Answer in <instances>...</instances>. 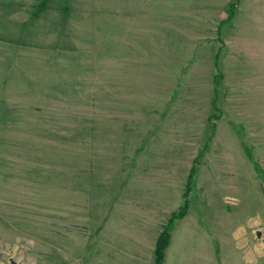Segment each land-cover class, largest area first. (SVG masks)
Segmentation results:
<instances>
[{
	"label": "rangeland",
	"instance_id": "obj_1",
	"mask_svg": "<svg viewBox=\"0 0 264 264\" xmlns=\"http://www.w3.org/2000/svg\"><path fill=\"white\" fill-rule=\"evenodd\" d=\"M226 2L0 0V264H152L184 203L213 264H264V48L224 40L264 33Z\"/></svg>",
	"mask_w": 264,
	"mask_h": 264
},
{
	"label": "crops",
	"instance_id": "obj_2",
	"mask_svg": "<svg viewBox=\"0 0 264 264\" xmlns=\"http://www.w3.org/2000/svg\"><path fill=\"white\" fill-rule=\"evenodd\" d=\"M232 0H227L225 6L220 12L219 20H222L226 14L227 6L232 3ZM224 27L230 28H238L244 27V29L250 28L251 30H257L260 33H264V0H238V6L235 12L233 19L226 25H223L221 29ZM240 39V40H239ZM236 38H226L224 37L225 43L230 44L232 49H239L240 47H256L258 49L264 48V39L262 41L258 40V42L254 45V43H248V40L244 37ZM242 40V41H241ZM252 41V39H251ZM264 50V49H262ZM264 52V51H262ZM258 80L259 84L256 86L257 96H260L262 106H264V66H260L258 70ZM224 85V84H223ZM235 85V84H234ZM237 86V85H236ZM224 87V86H223ZM235 87V86H234ZM225 89V87H224ZM232 91V103L231 107H236V103H238V87L233 88ZM255 89L243 87L240 93H245V97L251 96ZM234 93V94H233ZM251 93V94H249ZM240 97V96H239ZM250 99V98H249ZM237 108V107H236ZM187 216V215H186ZM184 216L182 219L177 220L171 230L170 240L167 248L164 251V257L162 264H213V254H212V246L207 238L206 232L202 231L199 225H185L181 227V222L186 217ZM156 232L154 235V242L151 246V252L154 253L155 242L157 236L159 234L160 229L156 228ZM244 228H239L236 232V238H239L240 243L239 246L245 245L243 242V232ZM199 232L197 235L200 236L201 241L195 242L193 239H196L197 236L194 234ZM248 250V249H247ZM251 250V249H250ZM258 246H255L254 252L257 253ZM208 259V263L204 261ZM154 264V259L153 263Z\"/></svg>",
	"mask_w": 264,
	"mask_h": 264
},
{
	"label": "trees",
	"instance_id": "obj_3",
	"mask_svg": "<svg viewBox=\"0 0 264 264\" xmlns=\"http://www.w3.org/2000/svg\"><path fill=\"white\" fill-rule=\"evenodd\" d=\"M237 8V1L231 3L228 5L227 11H226V18L221 21L220 25L228 23L234 15V11ZM206 147L198 154V156L194 159V162L192 164V167L189 171L188 177H187V183H186V191L185 195L190 192V188L192 185V180L193 177L197 171V167L199 166L200 160L204 154ZM186 209H187V203H184L179 211L177 213H173L171 217L168 219L166 225L163 227L161 232L159 233L156 243H155V248H154V264H162L163 257H164V251L167 248L170 240V232L171 228L173 226L174 221L181 219L185 214H186Z\"/></svg>",
	"mask_w": 264,
	"mask_h": 264
}]
</instances>
